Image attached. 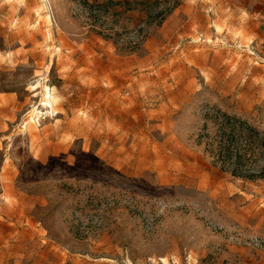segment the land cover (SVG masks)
Returning a JSON list of instances; mask_svg holds the SVG:
<instances>
[{"label": "rangeland", "instance_id": "1", "mask_svg": "<svg viewBox=\"0 0 264 264\" xmlns=\"http://www.w3.org/2000/svg\"><path fill=\"white\" fill-rule=\"evenodd\" d=\"M219 112L264 133V0H0V264H264Z\"/></svg>", "mask_w": 264, "mask_h": 264}, {"label": "trees", "instance_id": "2", "mask_svg": "<svg viewBox=\"0 0 264 264\" xmlns=\"http://www.w3.org/2000/svg\"><path fill=\"white\" fill-rule=\"evenodd\" d=\"M215 124V135L205 143V152L213 164L237 178L264 180V133L240 118L220 112Z\"/></svg>", "mask_w": 264, "mask_h": 264}]
</instances>
